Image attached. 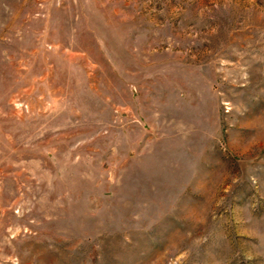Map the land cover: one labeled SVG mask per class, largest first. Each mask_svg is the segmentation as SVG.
I'll return each instance as SVG.
<instances>
[{"label": "rangeland", "instance_id": "obj_1", "mask_svg": "<svg viewBox=\"0 0 264 264\" xmlns=\"http://www.w3.org/2000/svg\"><path fill=\"white\" fill-rule=\"evenodd\" d=\"M0 264H264V0H0Z\"/></svg>", "mask_w": 264, "mask_h": 264}]
</instances>
